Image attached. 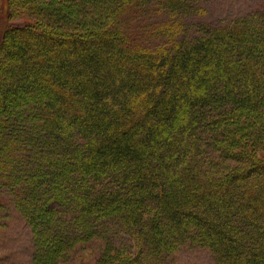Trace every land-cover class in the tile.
I'll use <instances>...</instances> for the list:
<instances>
[{
  "label": "trees",
  "instance_id": "16d2710c",
  "mask_svg": "<svg viewBox=\"0 0 264 264\" xmlns=\"http://www.w3.org/2000/svg\"><path fill=\"white\" fill-rule=\"evenodd\" d=\"M206 3L0 0V206L40 231L39 264L112 232L139 249L98 264H264V9Z\"/></svg>",
  "mask_w": 264,
  "mask_h": 264
},
{
  "label": "rangeland",
  "instance_id": "374dc122",
  "mask_svg": "<svg viewBox=\"0 0 264 264\" xmlns=\"http://www.w3.org/2000/svg\"><path fill=\"white\" fill-rule=\"evenodd\" d=\"M44 1L48 2L49 0ZM206 1L207 9L200 18L217 23H225L237 19V17L241 18L254 10L260 9L261 11L264 9V0ZM77 11L79 15L84 13L80 8ZM33 19L34 16L27 9L21 10L12 13L9 26H22L25 23H31ZM263 152L262 150L259 151L262 154ZM39 232L27 223V220L12 206L9 200L5 207L0 206V264H39L41 254L46 257L49 253L45 243L40 242ZM128 235L129 240H126L125 243L120 242L122 239H119L125 235L121 232L119 235H115L112 232L109 241L105 239L106 237L96 235L92 237L90 243L78 245L76 248H72V251L61 246L56 257L50 259L48 264H98L102 252L108 246L117 247L120 256L127 255L125 250L134 254L139 249V242L132 239L130 234ZM169 262L170 264H216L214 256L208 249L188 245L178 249L174 258H170Z\"/></svg>",
  "mask_w": 264,
  "mask_h": 264
}]
</instances>
